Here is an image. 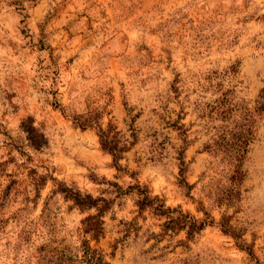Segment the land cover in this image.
Here are the masks:
<instances>
[{"label":"rangeland","instance_id":"1","mask_svg":"<svg viewBox=\"0 0 264 264\" xmlns=\"http://www.w3.org/2000/svg\"><path fill=\"white\" fill-rule=\"evenodd\" d=\"M262 87L264 0H0V264H85L84 243L104 264H264ZM133 179L203 227L139 212Z\"/></svg>","mask_w":264,"mask_h":264},{"label":"trees","instance_id":"2","mask_svg":"<svg viewBox=\"0 0 264 264\" xmlns=\"http://www.w3.org/2000/svg\"><path fill=\"white\" fill-rule=\"evenodd\" d=\"M257 102L255 106L256 112H263L264 111V87H262L259 90V93L257 95ZM212 110H214L215 113H217L220 117L222 115H225L228 112L227 106L222 104L221 102H216L214 106L211 107ZM249 115L248 111H244L242 118V124L241 126H237L236 130L229 132L230 135V141L228 143H225L227 146V150L230 148L234 153L239 154V152H242L247 144V142L251 139V128L248 126L247 123V116ZM246 121V122H245ZM86 123L79 122L80 127H84ZM246 125V127H245ZM97 136H98V143L101 149L107 151L111 157L113 163H115L117 171L120 170L119 165L116 163V161L120 158L121 152H123L126 149L125 142H120V138L117 136L116 132H112L111 130H104L101 127H98L97 130ZM32 139V138H29ZM34 145H39V142L33 140ZM182 165V163H180ZM179 183H184L183 178V168L180 166L178 171V178ZM116 186V184H114ZM117 189H120V187L116 186ZM134 189V193L136 195V205L138 208V211L141 212L144 208L148 207L151 210H153L158 215H166L167 219L163 222V227L165 229L170 230H185V236L186 238H190L195 232L200 230L204 222L203 221H197L190 216L181 213L179 210L176 209H169V208H163V204L157 197L150 198L147 194L146 188L143 186H140L135 179H133V184L127 186L126 189ZM66 197L72 200L73 204L78 206L80 209H86L90 207H95L98 212L103 211L108 207V202L100 197L92 198L87 193H81L77 190H71L67 189L65 190ZM123 190L120 192V194L125 193ZM175 213V215H173ZM89 217L84 219V221L88 220ZM99 223L100 221H93V222H86V226L84 227V231H87L90 229V226H95V228H92L93 231L97 232L99 229ZM223 232L229 233L234 238H237L236 233L231 231L229 228H226L225 226L221 225ZM84 262L85 264H104L103 257L101 253L97 250H91L87 244L84 243ZM247 254L251 255V252H247ZM257 264V263H256Z\"/></svg>","mask_w":264,"mask_h":264}]
</instances>
